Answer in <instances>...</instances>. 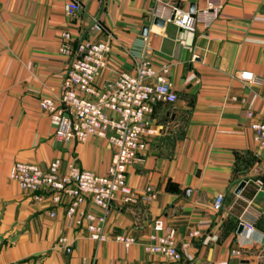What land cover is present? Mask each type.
Listing matches in <instances>:
<instances>
[{
  "label": "crops",
  "instance_id": "1",
  "mask_svg": "<svg viewBox=\"0 0 264 264\" xmlns=\"http://www.w3.org/2000/svg\"><path fill=\"white\" fill-rule=\"evenodd\" d=\"M209 1L0 0V34L9 39L16 36L18 41L12 44L18 49H58L63 33L92 42L111 39L97 86L113 82L120 73L132 74L135 61L145 57L156 70L169 69L177 96L173 104L152 106L150 122L159 133L150 140L141 162L127 169L130 188L138 193L150 188L155 199L128 206L113 203L106 215L103 243L91 241L75 225L76 217L69 222L65 205L34 202L0 180V264H168L143 248L150 225L158 218L166 232L175 231L184 264H264V150H256L250 129L251 121L264 123V0H217V18L208 27L197 24L192 35L172 24L163 28L153 24L154 14L166 13L167 6L189 12L193 5L194 11H201L208 9ZM71 2L81 8L73 20L64 14ZM96 24L104 31L96 32ZM40 36L47 40L31 46ZM14 63L17 71L0 70V83L7 84L0 90V100L41 99L46 92L59 95L62 62L42 59L31 65L23 59ZM9 66H14L13 61ZM1 67H7V61ZM246 74L255 78V84L245 80ZM18 81L22 89L10 91V83ZM29 81L41 85L34 94ZM5 105V115L11 114L12 107ZM7 125L0 124V131L6 132L0 136L5 162L13 160L15 149L5 140L9 139ZM43 138L38 135V142L31 145L49 148L53 154L49 163L59 159L63 172L74 163L105 175L111 164L112 151L105 141V145L89 139L84 144L55 146ZM49 163L39 168L46 169ZM242 182L245 186L237 196ZM218 196L223 197V205L215 212L212 204ZM229 196L239 202L237 208L229 205ZM247 205L255 214L248 216L253 230L237 234V217ZM81 210L100 212L90 203ZM193 232L200 236L192 239ZM117 235L129 236L135 243L125 249L115 241ZM61 239L64 244H59ZM232 250L239 255L232 256Z\"/></svg>",
  "mask_w": 264,
  "mask_h": 264
},
{
  "label": "built area",
  "instance_id": "2",
  "mask_svg": "<svg viewBox=\"0 0 264 264\" xmlns=\"http://www.w3.org/2000/svg\"><path fill=\"white\" fill-rule=\"evenodd\" d=\"M218 7V1L211 0L207 10L190 13L170 5L166 7V13L164 11L161 16L154 14L153 17L174 25L185 35H192L197 24L208 27L217 18ZM80 11L77 2L64 7L69 20L75 19ZM93 29L98 33L104 31L100 24L94 25ZM180 44L186 45V42L180 40ZM63 50L70 51L67 54L72 55V61L65 72L60 93L53 100L41 101L40 109L54 123V137L58 142L103 140L111 148V164L105 175H97L80 169L74 163L68 164L63 172L59 159L53 160L44 170L30 164L15 163L10 169L9 179L34 202L65 205L66 219L71 222L76 217L75 225L84 229L91 241L103 243L106 240L103 231L105 219L113 203L128 206L135 201L149 203L155 199L150 188L141 193L130 188L127 169L141 162L150 140L159 133L150 122L152 106L156 103L173 104L177 96L169 69L156 70L145 57L135 61L132 74L120 73L113 82L97 86L96 80L106 67L111 39L92 42L63 33L59 51ZM245 80L255 84V78L250 74L245 75ZM247 118L252 120L253 115L247 113ZM250 129L254 143L264 150V123L251 121ZM88 203L100 212L82 211V206ZM222 205L223 197L218 196L212 208L220 212ZM49 214L55 216L54 212ZM248 216H255L251 215L249 205L237 217V227H242V232L253 230ZM199 236V232L190 235L192 239ZM115 241L125 249L135 243L133 238L124 235H117ZM64 243L65 240H59V244ZM244 247V244L239 245V249ZM143 248L149 254L162 256L168 264H184L183 254L175 242V231L166 232L161 218L151 223ZM231 255L237 256L239 252L232 250Z\"/></svg>",
  "mask_w": 264,
  "mask_h": 264
},
{
  "label": "rangeland",
  "instance_id": "3",
  "mask_svg": "<svg viewBox=\"0 0 264 264\" xmlns=\"http://www.w3.org/2000/svg\"><path fill=\"white\" fill-rule=\"evenodd\" d=\"M62 36V34H61ZM61 36H60V41H61ZM21 39V38H20ZM35 37L32 39L34 40ZM42 40H47V36H40L33 42H31V46L36 45V43L42 42ZM17 37H12V38H7L5 35L0 34V70L5 72V71H17L18 68L15 66L16 63L15 61H18L19 64L21 60L23 59H29L32 64H36V62L42 60V59H51V60H59L62 62V68H63V77L65 75V72L69 66V64L72 61V55L67 54L70 51L63 50L59 51V46L58 49L51 50V51H44V50H30V51H22L17 48V46L12 44L13 42H17ZM7 61V67H1V65H4L5 62ZM10 61H13V67L9 66ZM20 69V67H19ZM31 70H34V67H30ZM6 73V72H5ZM32 78V77H31ZM30 83V93L34 94L33 92H37L39 88H41V85L38 82H32L29 81ZM28 84V83H26ZM7 84L5 83H0V90L5 88ZM22 83L20 81L15 82V83H10L8 86V89L10 91H20L22 89ZM36 98H29V99H13V100H0V124L1 123H8V131L6 137L9 139H5L7 143H12L15 145V149L13 151V160L5 162V158H2L0 156V180L3 182V184H12L15 186L18 190L19 187L15 182H12L9 179V172L11 167L15 163H24V164H35L37 167L39 166H45L49 163V161L53 158V154L49 150V148H40L35 145H31L32 143H37L38 139L36 137L39 135L40 137L43 136L44 142H50V140L53 142L55 146H63L64 144L68 143H61L58 142L55 137H54V131H55V125L44 111L40 109V102L43 101L44 99H55L56 95L54 96L53 93L46 92L44 95ZM7 103L8 107H12L13 112L8 115H5V112L7 111L6 105ZM9 109V108H8ZM24 112H28L29 116L26 117L25 114L23 115ZM6 126V125H5ZM13 129V130H12ZM1 133H6L5 131L2 132L0 131V136ZM11 135V137H10ZM28 137L29 141L25 140V138ZM41 140V139H40ZM103 140H98L96 141H90L91 143H100L104 144L102 142ZM29 142V145L27 146L26 143ZM87 142H83L80 144H84ZM105 145V144H104ZM256 146V144H255ZM259 148L256 146V150ZM5 151L3 149L4 154ZM9 154V152H8ZM1 155V154H0ZM55 157V156H54ZM3 159V161L1 160ZM256 158L253 160L255 162ZM53 161V160H52ZM51 161V162H52ZM50 162V163H51ZM49 163V164H50ZM254 164V163H253ZM41 169V168H40ZM44 170V169H43ZM245 170V169H243ZM229 205L233 204L234 207L239 205V202L235 201L233 196H229ZM237 208V207H236Z\"/></svg>",
  "mask_w": 264,
  "mask_h": 264
},
{
  "label": "water",
  "instance_id": "4",
  "mask_svg": "<svg viewBox=\"0 0 264 264\" xmlns=\"http://www.w3.org/2000/svg\"><path fill=\"white\" fill-rule=\"evenodd\" d=\"M189 12L190 13H193L194 12V6L193 5L190 7V11ZM153 24L155 26L159 27V28H163V26L165 25V23L162 20H159V19H155L153 21ZM146 32H147V29L145 28L143 30V36L146 34ZM244 186H245V183L244 182L240 183L239 186L237 187V190L235 192V195L238 196L241 193V191L243 190ZM242 231H243V228L242 227H238L237 234H241Z\"/></svg>",
  "mask_w": 264,
  "mask_h": 264
}]
</instances>
